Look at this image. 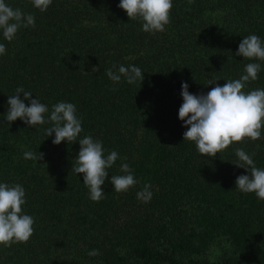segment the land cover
Segmentation results:
<instances>
[{
    "label": "trees",
    "instance_id": "1",
    "mask_svg": "<svg viewBox=\"0 0 264 264\" xmlns=\"http://www.w3.org/2000/svg\"><path fill=\"white\" fill-rule=\"evenodd\" d=\"M5 2L32 14L35 26L21 27L11 42L0 32V182L25 189L23 212L35 223L27 243L0 245V264H264V200L236 188L250 173L232 162L240 148L264 169V138L202 156L183 140L178 116L183 82L206 94L255 62L258 79L243 90L264 89V61L236 55L244 37L264 41V0H172L170 23L154 34L130 20L120 0H52L43 12L32 0ZM120 65L139 67L144 80L113 83L106 70ZM17 87L47 105L46 120L53 105L73 103L78 139L91 136L105 156L119 154L99 202L89 198L84 174L71 171L78 140L53 144L50 123L6 121ZM26 151L44 155L25 159ZM125 163L138 183L117 193L110 178L125 175ZM145 184L148 203L137 198Z\"/></svg>",
    "mask_w": 264,
    "mask_h": 264
},
{
    "label": "clouds",
    "instance_id": "2",
    "mask_svg": "<svg viewBox=\"0 0 264 264\" xmlns=\"http://www.w3.org/2000/svg\"><path fill=\"white\" fill-rule=\"evenodd\" d=\"M51 3L52 0H32L33 7L41 12L46 11ZM118 6L126 11L130 20H141L143 31L154 34L163 32L170 23L173 3L172 0H120ZM28 26H35L32 14H25L21 9L11 7L5 0H0V32L7 41L11 42L21 27ZM5 53L6 47L0 43V55ZM236 55L248 60L264 61V41L255 34L246 36L240 42ZM113 68L106 70L113 83H118L122 76L129 84L144 80L143 72L137 66L120 65L117 71H113ZM260 70V63H248L245 65L246 74L239 79L228 80L223 86L216 84L206 94L190 93L189 85L183 82V103L178 112L179 119L187 128L183 133V140L194 142L202 156L215 157L233 143L264 138V89L249 92L243 90L247 82L258 79ZM20 93H23V99L20 98ZM25 100L30 101V104L26 105ZM7 104L5 118L9 124L18 118L32 127L50 123L52 126L45 129V134L46 137L55 134L53 144L58 145L63 141L70 144L78 140L80 150L76 165L72 166L71 171L84 174L83 183L89 189L92 201L99 202L103 199L102 185L109 176L107 169L114 165L119 154L111 151L105 156L102 142L91 136L78 139L83 128L73 103L59 102L53 105L46 120L45 114L49 112L47 105L38 98L32 99V93L25 91L23 87H17L15 94L9 96ZM23 155L25 159L38 161L44 154L26 151ZM235 155L238 159L232 162L250 173L236 178V188L243 193H255L259 200H264V169L257 167L252 156L243 149L237 148ZM121 171L126 174L112 175L110 178L117 193L127 192L138 183L128 164H122ZM150 189L151 185L145 184L137 193V198L144 203L150 202ZM25 195V189L20 184L0 182V245L4 247H10L13 243H27L34 234L35 220L23 212ZM88 254L95 256L99 252L92 250Z\"/></svg>",
    "mask_w": 264,
    "mask_h": 264
},
{
    "label": "rangeland",
    "instance_id": "3",
    "mask_svg": "<svg viewBox=\"0 0 264 264\" xmlns=\"http://www.w3.org/2000/svg\"><path fill=\"white\" fill-rule=\"evenodd\" d=\"M212 254H213V256L216 258V257H217V254H218V251L214 249V250L212 251Z\"/></svg>",
    "mask_w": 264,
    "mask_h": 264
}]
</instances>
